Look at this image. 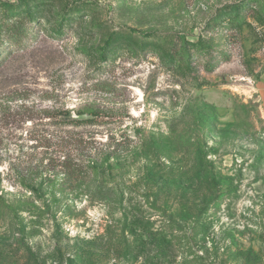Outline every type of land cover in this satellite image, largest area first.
Listing matches in <instances>:
<instances>
[{"label": "rangeland", "instance_id": "rangeland-1", "mask_svg": "<svg viewBox=\"0 0 264 264\" xmlns=\"http://www.w3.org/2000/svg\"><path fill=\"white\" fill-rule=\"evenodd\" d=\"M42 1L96 11L1 47L0 264H264V0Z\"/></svg>", "mask_w": 264, "mask_h": 264}, {"label": "trees", "instance_id": "trees-1", "mask_svg": "<svg viewBox=\"0 0 264 264\" xmlns=\"http://www.w3.org/2000/svg\"><path fill=\"white\" fill-rule=\"evenodd\" d=\"M50 7L52 6L45 4L42 0H21L18 4L4 5L3 8L0 9V52H2L1 47H3L4 44H9L8 49L14 46H23L30 36L29 30L27 29L28 25L39 26L36 24V19L38 17L45 20L47 23L54 22V25L49 26L48 34L50 33L52 36L59 38L65 34L64 32L67 24L69 26L70 23L81 20L96 11V6L89 3L74 2L65 6L62 12L55 15L54 19H47L43 17V14L46 13V10ZM114 35L115 34L110 35L109 39L106 40L105 45L102 47L100 60L107 61L105 49H121L117 45L114 47V45L111 44ZM142 36L145 39H149L157 36V34L145 33ZM164 38L166 39V37ZM5 53L6 51L0 53V61ZM66 123L73 127H83L92 124V121H90V119H82L70 120ZM62 124L60 126H62ZM77 142L81 144V148L86 151L87 156L85 160L80 155L72 156L66 154L62 156L64 160L61 162V169L59 170V173L63 175L64 179L72 182L81 181L98 171L97 162L93 161L96 149H94L92 144V147H90L89 141L83 140V138H80ZM109 158L110 153H106L104 160L107 161ZM66 162L69 163L68 166Z\"/></svg>", "mask_w": 264, "mask_h": 264}]
</instances>
